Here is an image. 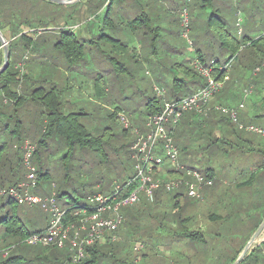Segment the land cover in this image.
<instances>
[{
    "label": "rangeland",
    "instance_id": "obj_1",
    "mask_svg": "<svg viewBox=\"0 0 264 264\" xmlns=\"http://www.w3.org/2000/svg\"><path fill=\"white\" fill-rule=\"evenodd\" d=\"M107 2L94 0L90 7L82 2L61 5L51 13L50 10L48 17L27 20L30 33L24 34L32 41L26 49L18 45L10 58L19 79L25 75L23 95L39 88L45 92L54 89L60 101L59 112L64 116L71 114L89 133H102L108 128L116 135L102 152L72 146L74 150L69 161L65 159L68 165L64 168L62 157L69 151L68 145L59 140L53 130L48 132L39 163L49 169L50 181L40 180L37 187H29L27 192L42 198L53 197L60 211L70 206L73 196L82 197L101 190L109 195L117 185L121 187L127 178L133 177L135 160L128 144L135 139L134 130L145 131L147 102L153 98L163 100L155 94L154 88L164 91L163 98L168 101L190 93L192 83L186 78L183 67L193 71L192 63L199 56L205 64L213 61L217 66L231 61L225 87L214 96L211 106L231 90L235 95L231 104L242 102L243 107L227 106L229 102L225 106L238 108V123H252L264 129V114L257 120L241 119L247 111L244 105L252 95L244 88L250 81L260 87L264 82L263 57L251 63V57L246 58L249 48L241 46L235 57L229 59L230 51L221 45L222 37L218 34L222 23L228 34L237 40L264 39V0H112L109 6ZM100 6L97 17L88 16L90 8L97 11ZM184 11L186 29L181 24ZM6 41L9 45L10 40ZM20 64L25 70L23 75L17 68ZM176 80L179 88H174ZM20 86L21 82L16 89L18 95ZM6 99L9 111L0 117V142L7 143L6 150L12 155L17 144V135L12 131L19 129L20 135L26 137L22 145L29 143L35 151L36 142L47 130L42 102L24 100L13 111L14 100ZM1 101L6 104L4 99ZM113 112H117L116 119L111 117ZM118 115L125 117L129 124L126 137L122 136L125 123L122 124ZM184 125L183 134L179 135ZM165 129H174L173 143L178 149V163L186 170V181L194 182L187 171L205 175L206 168H211L215 176L213 186L205 187L199 198L190 197L187 187L182 186L176 191L182 194L181 204L175 206L171 196L176 192L169 194L159 190L153 202L140 193L136 207L119 209L123 222L118 230L107 237L103 234L90 247L107 244L113 252L103 251L116 256L113 259H118L123 249L121 259L127 257L130 264H231L235 252L252 237L259 220L263 222L264 137L238 130L231 117L215 111H211L209 117L185 113L176 126L165 125ZM160 155L163 157L162 153ZM22 163L18 174H24L26 179L27 170L24 161ZM32 164L36 166L34 159ZM68 167L71 181L65 185ZM164 167L170 168L165 159ZM27 182L26 179L24 183ZM157 195L161 201L158 205L155 204ZM133 213L138 216L137 230L130 226ZM18 214L29 231L47 227L51 218L40 205L28 202L19 204ZM161 216L164 219H160ZM205 227L208 233L199 238ZM4 228L0 224V261L5 249L13 243L5 237ZM128 229H131L129 238ZM80 234L83 237L86 233L81 231ZM260 243H253L245 256ZM86 249L82 259L87 261ZM8 253L22 256L21 264L64 263L61 259L64 252H57L59 259L51 249L39 245L21 244ZM69 253L71 258L72 253ZM253 259L254 263L264 264V245L241 264ZM105 260L107 258L97 264H111Z\"/></svg>",
    "mask_w": 264,
    "mask_h": 264
},
{
    "label": "built area",
    "instance_id": "obj_2",
    "mask_svg": "<svg viewBox=\"0 0 264 264\" xmlns=\"http://www.w3.org/2000/svg\"><path fill=\"white\" fill-rule=\"evenodd\" d=\"M182 25L186 29L187 20L185 11L182 14ZM3 48V45H1ZM193 71L203 79V86L198 87L193 93L180 99L166 100L163 98L164 91L154 88L158 97H162V109L160 112L150 115L147 118L145 131L134 130L135 139L130 146V155L135 160V173L133 177L127 178L123 185L116 186L110 196L95 195L89 199L92 207L87 213L85 209H77L73 212V219H65V211L57 208L53 197H38L29 195V187H35L36 168L32 164L34 147L25 144L23 146L24 167L27 170V183H20L19 188L24 191L18 192L12 188L0 189V194H8L18 200L19 203L28 202L31 205H40L42 209L49 212L51 218L47 227L40 233H34L27 237L25 242L31 246L56 247L59 249L67 248L72 253V262L80 261L85 255L86 247H90L95 240L104 234L111 235L118 230L123 218L119 213L121 207L135 206L139 204V194L143 193L147 201L153 202L157 191L162 190L166 193L178 191L182 186L187 187L190 197L199 198L201 191L205 187L214 184L215 176L211 174L201 175L197 172L187 171V175L194 179V182L186 181V170L178 163V149L173 143L174 129H165V125L176 126L185 113H196L207 117L211 111H217L223 115L231 117L239 130H245L260 134L264 137V129L254 125H244L238 123L237 107H225L219 104L211 106V102L216 94L224 87L227 75L231 67V61L217 66L213 61L205 64L199 58L192 63ZM264 67V64L262 65ZM19 73L24 74L23 65L17 66ZM218 74L216 75V73ZM246 92H250L249 89ZM7 103V99H4ZM242 108V105L238 106ZM121 117L122 124L129 128L125 117ZM163 154V157L160 155ZM164 159L170 168L164 167ZM172 172L180 171L185 175L184 178H173ZM132 186V190L123 195L125 190ZM81 231L85 236H81ZM114 240V237H112ZM8 251L4 252L6 255Z\"/></svg>",
    "mask_w": 264,
    "mask_h": 264
},
{
    "label": "trees",
    "instance_id": "obj_3",
    "mask_svg": "<svg viewBox=\"0 0 264 264\" xmlns=\"http://www.w3.org/2000/svg\"><path fill=\"white\" fill-rule=\"evenodd\" d=\"M91 1H94V0H86V2H84L82 4H84V6L88 5L90 7ZM111 1L112 0H108V2H107L106 0H104V3L107 2V6H109L111 4ZM45 2L48 3V5H53L54 7L60 6L58 4H54L50 1H45ZM77 4H79V3H77ZM100 8H101V6L98 7L97 11H92L90 8L89 11L92 12L91 16L97 17L100 13L99 12ZM66 25L67 24H65V26ZM1 29H2V20H1V16H0V30ZM218 34L222 37L221 45L230 51L229 59H233L235 57V55L238 53L241 46H242V48L250 47L252 49H255V51L258 50V51L262 52L264 50V39L262 37L257 38L255 40H251L247 37H244L242 41L237 40L236 38H234L228 34L227 30L222 25V23L219 26ZM61 35H64V33H62ZM69 35H71V33ZM68 40H69V42H72L71 39H67V41ZM31 41H32V39L24 33L19 35L15 39L10 40V43L8 45V55H9L8 66L0 74V98H2V99L9 98V99L14 100L13 105H11L12 107H14L13 111H16L17 107H19L24 102V100H27L28 102L30 101L32 103H38V101H40V102H42V105L45 108V112H46V114H45L46 121L45 122L47 124V130H45L42 139L39 140L38 142H36L37 148L33 154L34 164L36 165L35 168H36V178H37L35 187H37L39 185L38 183L40 180L50 181V177H51V173H50L49 169H47L46 167H42L39 163L40 162V160H39L40 153H41V151H45V148H44L45 139H46V136L48 135L49 131L51 132L53 130V133H55V136L57 135L59 140H61L62 142H65L68 145L69 151L62 157V160H64V164H63L64 168H66L68 165V163L65 162V159L67 158V160L69 161V158L71 157L72 150H74L73 147L75 145H78L83 149H86V148H88L89 150L95 149L96 151L102 152L104 150L105 146H108V144L113 142L114 137L116 135H114L111 132V129H108V128H105L102 133H95V134L89 133L85 130V128L82 124H80V123L78 124L76 121H74L71 114H67L66 116H64L62 112H59L60 101H58L59 97L55 96L54 89H52L50 92H45V91H43V89L39 88V89L33 90L31 92V94H30V92H26V95H23V92H21V91L23 89L22 85H23L25 75H23L22 78L19 79L18 72L16 71V69L14 67H11L10 58L12 56V52L17 49L16 47L18 45H20L26 49L30 45ZM58 44L63 45V43H61V42L57 43L56 45H58ZM198 58L201 61H203L201 56H199ZM2 62H3V60H2V58H0V67L2 65ZM183 68L185 71L184 74L186 75V78H189V80L192 83L191 92L188 93L187 95H185V96H188L191 93H193L198 87L203 86L204 82H203V79L197 73H195L191 69H188L187 67H183ZM217 74H218V72L216 73V75ZM19 82H21V86H20V94L18 95L16 89H17V86L19 85ZM179 85H180V83H177V80H176V82L174 84V88H179L180 87ZM180 98H182V97L174 96L173 99H180ZM1 100H0V103H1V105H0V117L3 115H6V113L9 111V108L7 107L8 103L3 104ZM161 109H162V101H159V100H156L153 98V99L149 100L146 104V116L156 114V113L160 112ZM47 111H49V112H47ZM215 112L222 114V113L217 112V111H215ZM116 114H117V112H113L111 114V117L112 118L115 117V119H116V116H115ZM194 114H196V113H194ZM209 115L207 117H209ZM12 132L16 133V135H17V144L15 147V152L12 155H10L6 150L7 143L4 141L0 142V189H6V191H7L9 189L14 188L18 192H20L19 184L26 181V179L24 178V174L21 176L18 174L19 168L22 167V165H23V163H22V161H23V145L22 144H23L26 137H23L22 135H20L19 129L12 131ZM127 132H128V129L122 128V136L126 137ZM131 143L128 144L129 148L131 146ZM66 171H67V173L65 174L63 182L65 185H69L70 181H71V179L69 177V173H68L70 171L69 167ZM206 172L208 174H211L212 176H214V172L212 171L211 168H206ZM171 176L173 178H184L185 177V175L183 173H181L180 171H178V172H172L171 171ZM51 184L53 185L52 181H51ZM53 186H55V184ZM132 188H133L132 186L128 187L125 190V192L123 193V195H127V193L129 191H131ZM113 192H114V190L112 189V191L109 195H104L103 191L101 190V192H93L91 194H87V195H84L82 197H78L77 195L73 196L70 199V202H71L70 206L64 210L65 211L64 221L73 219L74 218L73 212L76 211L77 209L78 210L79 209H85L87 211V213L90 212L89 210L92 207V205L90 204L89 199L91 197H93L95 195H103L105 197L106 196L108 197ZM62 194H65V192L62 191ZM181 195H182L181 193L176 192L175 194H173L171 196V202H174V203H172L173 206L179 205L177 198L180 197ZM158 201H159V199H158V195H157L155 198V204L158 205V203L161 202V201H159V202ZM19 204L20 203L18 202V200L16 198H14L13 196L8 195V194H3V195L0 194V216H2V217H0V224H3L5 227L4 228L5 237L13 240V243H11L10 244L11 246L9 247V249L12 248V250H15V248L18 245L26 244L25 240L27 237L31 236L34 233H40L46 228L45 227L41 230H33V231L27 230L24 227V224L21 221L20 216L18 214ZM137 205H135V207ZM172 213L175 214L176 211L172 212ZM130 219L133 220L132 224L130 225L131 228L133 227V229L137 230L138 216L135 217L134 213L130 214ZM160 219H164V217L161 216ZM183 221H185V220H183ZM260 222H261V220H259L258 224ZM130 230L131 229H128V231L126 233V236H128V238H129V235H131ZM199 234H200V236H199V238H200L202 236L201 232ZM199 240L201 241V239H199ZM103 244H105V243H103ZM263 245H264V243H262L260 246H257L255 249L250 251L242 259V261L239 264L248 261V259L251 256H253V254H257ZM109 246H111V245H109ZM41 247H43V246H41ZM43 248L51 249V251H53V253L55 252L54 255L57 258H59L57 255V252H59V253L64 252V254L61 255V259L64 262L62 264H97V263L101 262L104 258H107V260H105V261H108L111 264H116V262H118L120 264H130L129 263L130 260L127 259V257L124 258V260L121 259V256L123 254V251H122L123 249H121V252H119L120 257L118 259H113L116 256H112V255L110 256V255L106 254V253H112L113 252V249H111L109 247L107 248V244H105V245H94L93 247H90V248L88 247L86 249V251L89 255V260L86 261L84 259H81L77 263L72 262V260L70 258V253L65 248L59 249V248H56L54 246L43 247ZM9 249L7 248L5 250L8 251ZM105 249L107 250L106 253H104V251H103ZM238 254H239V252H237L235 254V257L230 261L231 263H233L235 261ZM21 258H22V256H20V255L10 256V254L7 253L6 255H4L3 259L0 261V264H21L20 263ZM44 258L47 259V256H44ZM46 261H49V260H46ZM254 261L255 260L253 259L248 264H250L251 262H253V264H259V263H254ZM48 264H50V263H48Z\"/></svg>",
    "mask_w": 264,
    "mask_h": 264
},
{
    "label": "crops",
    "instance_id": "obj_4",
    "mask_svg": "<svg viewBox=\"0 0 264 264\" xmlns=\"http://www.w3.org/2000/svg\"><path fill=\"white\" fill-rule=\"evenodd\" d=\"M48 1V0H45ZM44 0H0V16L2 20V29L0 30L1 35L6 40H12L18 37L19 35L23 33H30V27L26 25L27 20L29 21L31 18H37V19H43L44 17H48V12H52V10H55L53 5H48ZM86 0H79L70 4H77V3H84ZM51 2V1H50ZM53 3V2H52ZM56 4V3H54ZM61 6V4H58ZM69 5V4H67ZM104 7V6H103ZM100 12V10H99ZM92 12L89 11V17H92ZM50 17V16H49ZM63 19H60V22ZM248 55L246 58L251 57V63H255L256 59L258 57L263 59L261 60V63L264 64V50L261 51H255V49H252L248 47ZM259 58V59H260ZM3 60V57H2ZM16 64V63H15ZM250 65V64H249ZM257 66V65H256ZM255 67V66H254ZM232 68V67H231ZM230 72V71H229ZM228 72V73H229ZM257 73H254L255 76ZM264 79V75L262 77ZM228 80V78H227ZM227 82V81H226ZM225 82V84H226ZM249 85H247L246 88L250 90L249 94H252L247 103L244 105L245 108H247V111L242 114L241 119L245 122H247L250 119H259L264 114V82H262L261 86H256L255 81L248 82ZM259 83V82H258ZM224 84V87H225ZM249 86V87H248ZM223 87V89H224ZM259 88V90H256ZM222 89V91H223ZM220 91V92H222ZM259 91V92H258ZM235 98V95L231 90H229L226 94H224L220 101H218L216 104L225 106L228 102L230 104H227V106H239L242 105V102H238L237 104H231L232 100ZM216 100V99H215ZM225 106V107H227ZM262 112V113H261ZM263 121V120H262ZM249 125V124H246ZM252 125V123L250 124ZM185 125L180 129L179 135L183 134ZM232 137V135H231ZM182 197H178L177 201L181 204ZM164 202V201H163ZM136 260V259H135Z\"/></svg>",
    "mask_w": 264,
    "mask_h": 264
},
{
    "label": "water",
    "instance_id": "obj_5",
    "mask_svg": "<svg viewBox=\"0 0 264 264\" xmlns=\"http://www.w3.org/2000/svg\"><path fill=\"white\" fill-rule=\"evenodd\" d=\"M48 1H51V2L56 3V4L67 5V4H70V3H73V2H76L79 0H48ZM0 43H1V45H3V64L0 67V74H1L7 68L8 61H9L8 46H7L8 42L2 37L1 32H0ZM263 228H264V220H263L262 224L259 226V228L257 229V231L253 234V236L247 242V244L243 248L242 252L237 257V259L234 261L233 264H238L243 259V257L247 253L248 248L253 244L256 237L259 235V233L261 232V230Z\"/></svg>",
    "mask_w": 264,
    "mask_h": 264
},
{
    "label": "flooded vegetation",
    "instance_id": "obj_6",
    "mask_svg": "<svg viewBox=\"0 0 264 264\" xmlns=\"http://www.w3.org/2000/svg\"><path fill=\"white\" fill-rule=\"evenodd\" d=\"M263 220H264V216H263ZM262 222V221H261ZM261 222L255 227V229H254V231L251 233V236H253V234H254V232L255 231H257V229L259 228V226H260V224H261ZM203 233H205V234H207L208 233V228H204V230H201V235H203ZM263 235H264V228L261 230V232L259 233V235L256 237V239H255V241L253 242V243H256L257 241H259V242H261L260 243V245L264 242V237H263ZM204 239V237L201 239V241ZM250 239H248L246 242H248ZM261 240V241H260ZM245 242V243H246ZM243 244L242 246H240V248L235 252V253H237V252H239V254H238V256L240 255V253L242 252V250H243V248L245 247V245L247 244ZM259 245V246H260ZM250 248V247H249ZM249 248H248V250H249ZM256 247L254 246V248L253 249H255ZM252 249V250H253ZM247 250V251H248ZM237 256V257H238ZM237 259V258H236ZM235 259V260H236ZM231 264H233V263H231Z\"/></svg>",
    "mask_w": 264,
    "mask_h": 264
}]
</instances>
